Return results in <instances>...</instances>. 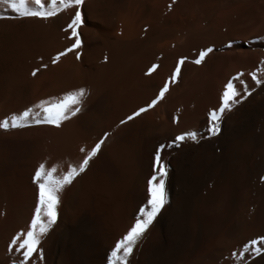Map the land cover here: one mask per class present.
Here are the masks:
<instances>
[{"label":"bare ground","instance_id":"bare-ground-1","mask_svg":"<svg viewBox=\"0 0 264 264\" xmlns=\"http://www.w3.org/2000/svg\"><path fill=\"white\" fill-rule=\"evenodd\" d=\"M14 15L0 5V16ZM70 15L0 20V120L42 99L87 90L80 113L58 129L0 130V264L16 259L8 244L33 212L35 167L66 171L82 159L81 148L107 132L86 171L61 193L58 227L42 241L45 264H106L144 202L156 147L187 131L206 136L208 112L237 75L255 90L225 115L221 133L162 153L169 204L131 264H240L230 253L264 235V85L249 76L264 78V0H86L81 59L68 53L53 65L70 43L62 30ZM208 47L205 61L190 62ZM181 57V75L164 98L120 124L157 95ZM246 259L264 264V257Z\"/></svg>","mask_w":264,"mask_h":264},{"label":"snow or ice","instance_id":"snow-or-ice-1","mask_svg":"<svg viewBox=\"0 0 264 264\" xmlns=\"http://www.w3.org/2000/svg\"><path fill=\"white\" fill-rule=\"evenodd\" d=\"M85 3L86 0H0V5L6 6L15 14L14 16H0V20L39 19L46 21L57 17L61 12L70 11V22L62 29L66 32L70 43L63 51L58 52L51 58V63L55 65L61 57L68 53H72L76 60H80L83 41L78 29L83 24L82 9ZM231 46V43L227 45V47ZM212 52V47L202 49L199 51L198 56L190 62L200 65L205 61L206 56ZM186 59V57H181L176 62L168 79L165 80L157 95L146 106L140 107L131 115L122 119L120 124L123 125L134 120L157 105L169 91L170 84L177 82ZM106 60L107 57H105ZM157 67V64H152L145 75H150ZM41 68H47V65H41ZM38 71L39 69H33L31 75L35 77ZM249 76L256 86L264 85V78H258L255 72L249 73ZM235 80L240 81L239 87L234 83ZM254 90V88L250 89L245 84L240 75L229 79L223 86L218 107L210 110L207 114L206 136L196 131H187L176 135L170 143H161L156 147L152 156L151 172L145 181L144 202L139 206L134 222L126 233L116 240L114 246L107 252L106 264H131L134 248L144 237L149 226L153 224L162 210L165 209V206L169 204L166 191L169 165L163 159L162 153L173 146L179 148L181 143L186 141L198 143L201 139L217 137L222 131L225 115L231 113L235 106L252 95ZM86 95L87 90L81 87L68 91L60 97L42 99L35 105L26 107L18 114L13 113L10 119L0 120V130H22L33 126H52L58 129L64 122L80 113L81 104ZM108 135L107 132H104L86 152L84 148H81L80 151L84 153L82 159L76 164L68 162L66 171L58 173L56 165L46 166L44 162L35 167L31 176V182L36 189L33 212L25 229L16 232L8 244V251L17 254L12 264H45L42 241L54 227H58L60 195L67 186L71 185L77 177L86 171L89 162L98 155ZM260 180L264 181V175L260 177ZM246 254L248 257H264V235L249 239L243 243L238 253L232 252L230 256L239 260L240 264H248Z\"/></svg>","mask_w":264,"mask_h":264}]
</instances>
